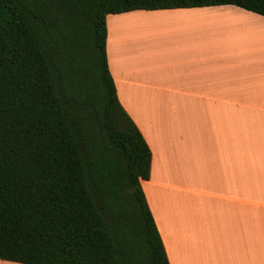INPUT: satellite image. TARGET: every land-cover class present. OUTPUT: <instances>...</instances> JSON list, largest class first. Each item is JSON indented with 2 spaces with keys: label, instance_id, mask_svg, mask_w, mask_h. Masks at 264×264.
<instances>
[{
  "label": "trees",
  "instance_id": "1",
  "mask_svg": "<svg viewBox=\"0 0 264 264\" xmlns=\"http://www.w3.org/2000/svg\"><path fill=\"white\" fill-rule=\"evenodd\" d=\"M264 0H0V259L170 264L141 180L151 150L117 97L106 17Z\"/></svg>",
  "mask_w": 264,
  "mask_h": 264
},
{
  "label": "crops",
  "instance_id": "2",
  "mask_svg": "<svg viewBox=\"0 0 264 264\" xmlns=\"http://www.w3.org/2000/svg\"><path fill=\"white\" fill-rule=\"evenodd\" d=\"M106 25L117 97L151 150L141 185L169 263L264 264V15L136 9Z\"/></svg>",
  "mask_w": 264,
  "mask_h": 264
}]
</instances>
